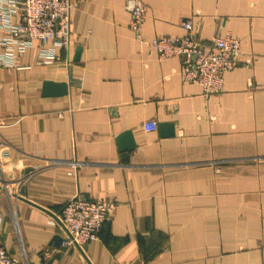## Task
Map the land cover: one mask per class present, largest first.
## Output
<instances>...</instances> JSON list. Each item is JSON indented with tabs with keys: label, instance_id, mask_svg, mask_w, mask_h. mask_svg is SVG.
<instances>
[{
	"label": "crops",
	"instance_id": "0c3cea01",
	"mask_svg": "<svg viewBox=\"0 0 264 264\" xmlns=\"http://www.w3.org/2000/svg\"><path fill=\"white\" fill-rule=\"evenodd\" d=\"M141 1L145 41L189 21L202 45L238 39L237 65L205 96L135 39L125 0H72L69 65L33 45L0 67V246L21 264H264V0ZM75 196L109 207L82 251L59 241Z\"/></svg>",
	"mask_w": 264,
	"mask_h": 264
},
{
	"label": "built area",
	"instance_id": "2783aa9c",
	"mask_svg": "<svg viewBox=\"0 0 264 264\" xmlns=\"http://www.w3.org/2000/svg\"><path fill=\"white\" fill-rule=\"evenodd\" d=\"M72 0H0V67H18L20 57L33 45L38 47V63H71ZM129 15L128 28L135 39L152 49L160 61L180 57L179 75L185 83L197 85L203 95L218 93L224 74L232 70L241 56L238 39L229 33L214 36L207 46L189 34V21L180 26L187 32L182 37L161 35L145 41L142 24L146 9L141 0H125ZM19 68V67H18ZM146 132L156 131L155 122L143 123ZM109 219V207L103 201L79 196L68 199L61 207L59 223L63 230L61 248L82 251L97 240L102 225ZM0 264H21L0 246Z\"/></svg>",
	"mask_w": 264,
	"mask_h": 264
},
{
	"label": "water",
	"instance_id": "95a60500",
	"mask_svg": "<svg viewBox=\"0 0 264 264\" xmlns=\"http://www.w3.org/2000/svg\"><path fill=\"white\" fill-rule=\"evenodd\" d=\"M78 54H79V50H77L76 52V55L75 57L78 58ZM47 91L51 94H58V95H61V94H64L65 93V85L64 84H54V83H50V82H47L44 84ZM173 134V133H171ZM128 139V141H127ZM119 144L123 145V147L126 146V148H130V147H133L134 144L133 142L131 141V137L129 136V133H124L123 135H121L119 137ZM59 241H61V239L59 238Z\"/></svg>",
	"mask_w": 264,
	"mask_h": 264
}]
</instances>
